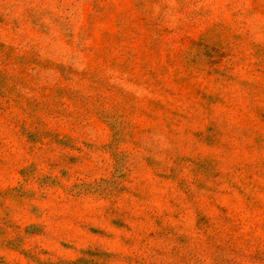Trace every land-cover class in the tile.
Masks as SVG:
<instances>
[{
	"label": "rangeland",
	"instance_id": "rangeland-1",
	"mask_svg": "<svg viewBox=\"0 0 264 264\" xmlns=\"http://www.w3.org/2000/svg\"><path fill=\"white\" fill-rule=\"evenodd\" d=\"M0 264H264V0H0Z\"/></svg>",
	"mask_w": 264,
	"mask_h": 264
}]
</instances>
